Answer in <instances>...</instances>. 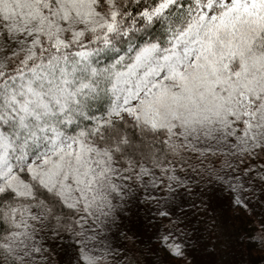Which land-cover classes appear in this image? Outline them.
<instances>
[{"label": "snow or ice", "instance_id": "snow-or-ice-1", "mask_svg": "<svg viewBox=\"0 0 264 264\" xmlns=\"http://www.w3.org/2000/svg\"><path fill=\"white\" fill-rule=\"evenodd\" d=\"M0 264H264V0H0Z\"/></svg>", "mask_w": 264, "mask_h": 264}]
</instances>
